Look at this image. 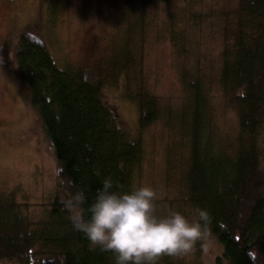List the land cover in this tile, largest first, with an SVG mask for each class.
<instances>
[{"label": "rangeland", "instance_id": "1", "mask_svg": "<svg viewBox=\"0 0 264 264\" xmlns=\"http://www.w3.org/2000/svg\"><path fill=\"white\" fill-rule=\"evenodd\" d=\"M240 1L0 0V196L12 194L17 203L27 204L30 220L37 223L47 218L58 193L52 149L29 88L16 74L18 41L30 34L58 69L81 71L101 84L131 135L138 132L137 111L122 94L144 92L156 100L157 120L139 133L143 159L132 187L147 185L156 191L157 215L178 210L194 219L186 180L189 100L181 78L186 74L200 80L206 96L203 135L211 139V147L233 154L238 115L224 96L219 74L224 50L239 30ZM126 53L128 63L114 70L115 57ZM219 155L212 153L211 160ZM221 253L209 233L190 253L162 254L155 264H216Z\"/></svg>", "mask_w": 264, "mask_h": 264}, {"label": "trees", "instance_id": "2", "mask_svg": "<svg viewBox=\"0 0 264 264\" xmlns=\"http://www.w3.org/2000/svg\"><path fill=\"white\" fill-rule=\"evenodd\" d=\"M238 15L234 46L225 48L219 74L224 96L238 115L237 147L233 154L211 147L203 135L204 89L200 80L183 74L191 140L186 180L191 206L210 213L208 232L222 248L216 264H264V0H241ZM129 56H116L114 70ZM15 61L52 149L59 182L47 218L37 223L30 220L27 204L17 203L12 194L0 196V262L115 264L114 253L90 247L72 227L63 201L83 190L86 207L105 176L122 189L132 187L143 159L139 133L157 120L156 100L144 92L122 94L137 111L138 132L131 135L102 85L81 71L58 69L30 34L20 36ZM212 153L222 158L211 160Z\"/></svg>", "mask_w": 264, "mask_h": 264}, {"label": "clouds", "instance_id": "3", "mask_svg": "<svg viewBox=\"0 0 264 264\" xmlns=\"http://www.w3.org/2000/svg\"><path fill=\"white\" fill-rule=\"evenodd\" d=\"M86 199L79 190L63 201L72 227L86 236L90 247L114 253L115 264H155L162 254H188L209 235L207 209L197 207L191 221L178 210L157 215L158 196L151 186L125 190L105 176L85 207Z\"/></svg>", "mask_w": 264, "mask_h": 264}]
</instances>
